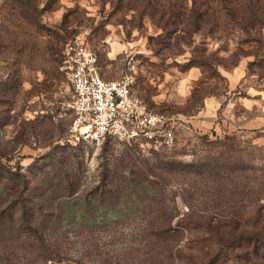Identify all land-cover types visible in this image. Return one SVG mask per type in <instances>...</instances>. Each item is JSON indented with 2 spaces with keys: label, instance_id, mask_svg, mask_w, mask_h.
<instances>
[{
  "label": "rangeland",
  "instance_id": "374dc122",
  "mask_svg": "<svg viewBox=\"0 0 264 264\" xmlns=\"http://www.w3.org/2000/svg\"><path fill=\"white\" fill-rule=\"evenodd\" d=\"M228 1L236 10L244 3ZM166 4L158 10L144 9L140 0H0V157L7 168L21 170L33 190L43 173L74 168L81 196L101 184L103 174L113 176L127 154L137 167L216 164L223 178L196 179L192 186L174 181L167 189L179 214L174 225L190 206L197 218L211 219V230L203 226L180 238L181 246L194 241L189 253L199 264L214 245L207 233L219 232L220 221L264 218V29H244L239 11L236 19L217 18V4L209 10L193 0ZM78 35L97 52L105 80L132 74L134 96L150 110L187 119L175 148L156 151L113 139L73 143L72 88L62 66L66 45ZM154 210L160 216V208ZM129 233L127 223L113 242L107 232L99 235L100 252L116 255L101 264H132L122 250L145 243L133 245ZM226 251L219 264L258 263L253 254ZM188 257L175 264H189Z\"/></svg>",
  "mask_w": 264,
  "mask_h": 264
},
{
  "label": "trees",
  "instance_id": "16d2710c",
  "mask_svg": "<svg viewBox=\"0 0 264 264\" xmlns=\"http://www.w3.org/2000/svg\"><path fill=\"white\" fill-rule=\"evenodd\" d=\"M140 1L144 9L169 7L166 0ZM193 1L194 7L200 5L208 10L211 5L220 6L217 18L220 13L232 19L239 14L244 29H264V0H244L238 10L228 7V0ZM197 19L203 21L201 15ZM124 157L113 176L103 174L101 184L81 196V177L74 168L43 173L41 186L33 190L26 175L18 168L3 165L1 156L0 264H87L83 262L85 258L93 260L88 264L112 262L116 255L100 252L102 237L99 235L107 232L113 242L119 228L126 227L127 223L132 244L145 243L144 247L122 250L132 264H175L179 258L186 259V255L191 256L189 264H198L197 258L189 253L195 248L194 241L188 238L181 246L180 238L203 226L211 230V219H208L210 224L203 225L208 220L204 216L197 218L190 206L174 225L179 214L174 213L167 200V189L174 181L192 186L193 180L220 177L225 171L216 164L202 162L146 163L137 167L130 154ZM154 207L160 208V216H155ZM216 229H220L216 234L207 233L212 236L209 240H214V245L206 253V262L200 259L199 264L225 262L227 249L246 252V256L253 254L258 260L255 264H264V218L251 223L243 216L234 217L220 221ZM249 229L251 232L247 234ZM159 248L163 250L156 251ZM103 256L109 259L104 260Z\"/></svg>",
  "mask_w": 264,
  "mask_h": 264
},
{
  "label": "built area",
  "instance_id": "2783aa9c",
  "mask_svg": "<svg viewBox=\"0 0 264 264\" xmlns=\"http://www.w3.org/2000/svg\"><path fill=\"white\" fill-rule=\"evenodd\" d=\"M62 68L72 88L74 144L113 139L156 151L176 147L177 133L187 119L180 114L150 110L134 96L136 79L132 74L105 80L98 54L87 37L78 35L66 45Z\"/></svg>",
  "mask_w": 264,
  "mask_h": 264
}]
</instances>
